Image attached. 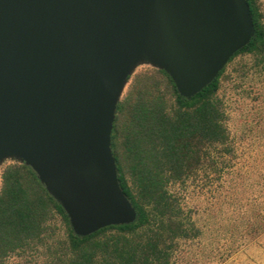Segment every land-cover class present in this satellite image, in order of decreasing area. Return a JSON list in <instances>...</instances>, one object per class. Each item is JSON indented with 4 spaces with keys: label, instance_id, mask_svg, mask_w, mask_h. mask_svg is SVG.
I'll return each mask as SVG.
<instances>
[{
    "label": "water",
    "instance_id": "water-1",
    "mask_svg": "<svg viewBox=\"0 0 264 264\" xmlns=\"http://www.w3.org/2000/svg\"><path fill=\"white\" fill-rule=\"evenodd\" d=\"M253 35L246 0H0V164L30 167L78 237L132 224L111 133L135 68L191 99Z\"/></svg>",
    "mask_w": 264,
    "mask_h": 264
},
{
    "label": "trees",
    "instance_id": "trees-1",
    "mask_svg": "<svg viewBox=\"0 0 264 264\" xmlns=\"http://www.w3.org/2000/svg\"><path fill=\"white\" fill-rule=\"evenodd\" d=\"M246 1L251 41L193 98H182L156 68L128 79L111 150L136 220L78 237L31 168L11 163L0 174V264L34 250H42L48 264H175L180 246L201 234L182 191L201 173L221 171L217 153L234 154L220 92L232 93L249 80L264 83V14L259 0Z\"/></svg>",
    "mask_w": 264,
    "mask_h": 264
},
{
    "label": "rangeland",
    "instance_id": "rangeland-1",
    "mask_svg": "<svg viewBox=\"0 0 264 264\" xmlns=\"http://www.w3.org/2000/svg\"><path fill=\"white\" fill-rule=\"evenodd\" d=\"M259 3L264 14V0ZM151 69L140 64L132 76ZM220 96L226 102L234 154L217 153L216 159L224 160L218 164L221 171L201 173L182 191L181 202L201 234L180 246L175 264H264V83L245 81ZM16 162L4 160L0 174ZM5 264L48 262L42 250H34Z\"/></svg>",
    "mask_w": 264,
    "mask_h": 264
}]
</instances>
